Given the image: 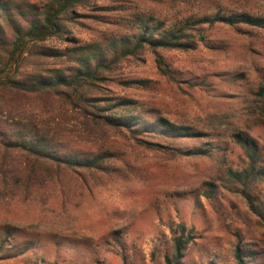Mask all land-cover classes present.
Returning <instances> with one entry per match:
<instances>
[{
	"label": "rangeland",
	"instance_id": "1",
	"mask_svg": "<svg viewBox=\"0 0 264 264\" xmlns=\"http://www.w3.org/2000/svg\"><path fill=\"white\" fill-rule=\"evenodd\" d=\"M16 1L26 6L37 0ZM218 11L264 17V0H91L76 7L65 33L29 46L19 70L10 64L9 73L20 78V72L67 68L66 49L76 45L72 40L124 34L135 13H152L170 23ZM204 26L206 44L187 50L144 47L114 63L95 91L113 102L129 101L122 108L141 117L153 113L185 126V132L197 131L196 136L178 137L174 145L209 149L208 154H170L118 130L82 133L75 111L57 96H15L19 109L34 121L48 120L52 127L60 123L58 130L73 138L67 141L74 150L107 146L114 156L96 171L26 163L7 152L3 161L21 167L10 174L11 167L4 168L15 189L0 192V223L17 227L18 240L30 247L0 264H123V256L133 264H157L151 248L162 250L169 244L167 228L177 221L194 225L200 236L193 258H202L197 250L204 248L218 253L217 264H234L238 244L247 264H264V227L244 199L224 187L228 169L246 164L243 150L230 138L231 130L255 140L264 165V96L257 94L264 85V28ZM157 57L174 80L158 73ZM129 78L147 82L124 85ZM29 168L35 169L34 176ZM209 184L215 187L207 198L202 191ZM255 192L264 197L263 182Z\"/></svg>",
	"mask_w": 264,
	"mask_h": 264
},
{
	"label": "trees",
	"instance_id": "2",
	"mask_svg": "<svg viewBox=\"0 0 264 264\" xmlns=\"http://www.w3.org/2000/svg\"><path fill=\"white\" fill-rule=\"evenodd\" d=\"M90 1L37 0L24 6L16 0H0V192L15 189L12 188L11 178L7 177L4 168L11 167L10 174L21 167L3 161L7 152L18 154L26 163L44 161L57 168L96 171L102 170L103 165L114 156L107 146L74 150L67 141L73 138L64 137L58 130L60 123L55 122V127H52L47 126L48 120L34 121L29 114L19 109V103L15 100L17 95L31 93L57 96L62 104L75 111L78 118L75 121L82 128V133L118 130L129 134L140 144L160 147L170 154L172 152L183 157L208 154L209 149H183L174 145L178 137L196 136L197 131L185 132V126L153 113L141 117L129 108H122L128 107L126 105L130 102L127 100L113 102V98H101L95 91L97 83L104 80V72L110 70L114 63L135 56L144 47L152 50H187L198 43L206 44L205 24L210 27L215 23L230 26L246 24L264 28V17L245 12L225 14L218 11L170 23H165L152 13H135L128 20L129 30L124 34L108 35L92 41L72 40L76 45L66 49V59L70 63L67 68H51L35 73L20 72V78L9 73L10 64L19 70L23 54L29 46L65 33L66 23L76 14V7L84 6ZM51 55L58 56L59 53ZM155 63L159 74L170 80L175 79L161 57H157ZM146 82L129 78L124 81V85L145 86ZM257 94L264 96V85L258 88ZM41 124L47 127L43 128ZM229 135L243 150L246 164L240 169H228L225 179L227 184L224 187L240 195L247 210L264 227V197L255 192L258 185L264 183L262 153L255 140L243 131L234 129ZM159 138L169 141L162 144ZM29 171L34 176L35 169L29 168ZM213 185L209 184L202 195L212 197ZM167 229L169 244L162 250L157 246L151 248V256L157 264H217L218 253L208 249L197 250L203 255L199 260L191 257L196 239L200 237L194 225L188 226L183 221H177L175 226ZM17 230V227L0 223V263L24 254L30 247L29 242L18 240ZM231 261L234 264L248 263L238 244ZM34 264L44 262L36 261ZM123 264L133 263L127 262L123 256Z\"/></svg>",
	"mask_w": 264,
	"mask_h": 264
}]
</instances>
